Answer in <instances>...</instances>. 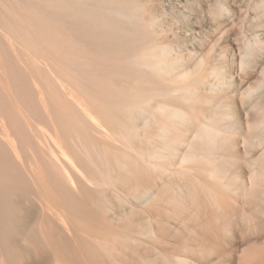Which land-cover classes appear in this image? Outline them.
<instances>
[{
  "label": "bare ground",
  "instance_id": "bare-ground-1",
  "mask_svg": "<svg viewBox=\"0 0 264 264\" xmlns=\"http://www.w3.org/2000/svg\"><path fill=\"white\" fill-rule=\"evenodd\" d=\"M14 1L17 2V0H14ZM161 1H163V0H161ZM170 1H168V2L170 3ZM196 1L197 0H195V2ZM214 1L213 2H212V0L210 1V3H213V5H212L213 8L211 6H210L211 9H209L207 7L209 9V14H207V15L210 16L209 19L212 20L213 26L215 24L217 26V30L221 31L220 33L217 30L215 31V33L216 32L219 33V35L216 37L217 40L210 39L208 37V34L206 36V38L207 37L208 38L207 39L204 38V39H206V41L203 39V43L201 42L202 40H199L200 43H198L197 41L190 38L191 40L196 42V44H194V42H192L196 47L202 46V48H203V46H204L203 49L207 48L205 50V52H203V55L198 53V52H200V51H198L200 48L198 49V47H197V49H198L197 50L196 47L193 46V44L189 43L191 41V40L188 41L189 39L187 40V38L189 36L187 38L184 37L187 32H185V34H183V35L182 34L179 35L178 33L173 34V30H172L173 28L172 29L168 28L169 27L168 25H170L172 23L178 24V22H184L187 19L189 20L188 17H191L192 15H194L193 14V13H195L194 10H197V9L195 8L191 12H188L187 9H192L191 7H188V6H186V10H184V11L182 10L183 12H178V13H177V11L172 12V11H174V9H176V8H174L169 13L168 12L169 9L168 10H165V9L160 10L159 7L156 8L157 6L153 5V0H19V4L22 6L19 9H22L23 11L27 12V14L30 17V18L27 17V19L29 18L30 21L27 20V21H29V23H28L29 27H27V26H25V23H27V22L24 23L22 20L23 19L22 17H19L17 14L14 15V16H18L20 18V20H22V21H20V24H19V22H17V19L13 18L19 24V27H21L19 30H22V25H23V27L25 26L27 29V31H25L26 29L24 30L25 32L23 30L20 31L21 35L23 33L24 34L26 33L25 35L24 34L23 35H24V37H26V35L28 37V38L26 37L27 39H23L24 37H22L23 36L22 35L21 36L22 38H21L20 36H18V35H20V32H19L18 35L16 34V37H18L17 40H16V37L14 35L15 33H13V34L11 33L13 31V30H11V28H13V26H10L9 23H12L13 25H14V23L12 21L10 22L9 20H12V19L6 20L3 17L5 19L4 20L2 18L3 21L8 23L6 25L4 23L5 29L8 28V30H6V32H5V30L2 31V32H4V33H2V35L4 36V40L6 41V44H7V46L6 45L5 46L9 47L10 50H12V47H15L16 49H18V47H19V49L17 50L19 54L11 51L12 54L13 53L14 54L9 56L11 53L8 51L9 55H7V58H6V54L4 57L2 55L1 50H0V263H2V261L4 262L6 254L9 253L11 250L10 249L11 246L9 245L10 244L9 239L7 238V235H6L4 228H3L4 224L6 223L7 218L10 217L9 213H11V211L9 212V206H8L9 201H10V195L8 192H9V189L11 187H17L19 189H23L27 186L28 189L31 188L32 190H34V192L35 191L41 192V191L46 190L47 192L52 193V195H51V193L50 194L47 193L48 196L46 197V200H47V203L50 204L51 210L48 208L44 209L45 214L43 217L47 221V223L44 224L42 237H40L41 236L40 235L39 237H37V239L42 240L43 243L46 245V247H48L51 250V252L52 251L54 252L51 254L47 253V250H48V248H47V250L45 251V254H47V258L49 255L53 256V254L57 253V257H56V255L53 256L54 258L56 257L55 258L56 261H55V259H51V260H54V262H56V264H66L65 263L66 261L64 262V259H62V258L66 259V257H64V255H62V253H63L62 250L64 248L63 244H66L71 250V247L69 245L71 243L76 242V244H71V245H73L71 251H73V254H75L74 256H76L74 258V260L77 261V258H79L80 264L81 263L85 264L84 260H86V259H83V258L88 256L87 255V254H89L88 250L91 248L92 244L95 243V241H93V236L91 235V233L89 234L88 232L91 230V228H93L94 233L92 232V234H95V233L97 234V232H96L97 230L103 229V228H101V226H102L101 220L96 219L97 222L99 221L101 223V224H99L101 226H98L99 227L98 228L97 227L98 223H96V222L94 223V220L91 219L93 217L92 215H94V213L91 209V206H92L91 203L93 201L91 198L94 196V194L92 193L93 188H92L91 183L89 184L88 188L92 189V190L90 189V193L93 195L90 194L91 197H88L87 196L88 193L87 194L84 193V191H85L84 189H86L85 187H87L86 182L88 180H93L94 182H96L95 180L97 179V182L103 181V183H104V181H105V183L107 181V185H109L108 188L112 187V184L114 187L115 183L117 182L116 180L114 182V178L116 179L118 177L116 175L117 170L115 173V169L118 168V172H119L118 175H121L120 173H122V172L124 173V171L126 170L125 173L128 172V175L130 174L129 177H132V179H133V174H134V177L137 176L136 179L139 180L138 177H140V179L144 181V182L142 181L143 182L142 183L139 180L138 181L139 183H137V184L135 182L133 183L132 181L135 179L132 180L128 176H125L126 174L122 173L121 177L125 176L126 179L129 178L130 180L129 179L128 180L131 181L130 183L135 184V186H137L138 184L140 185V182H141L140 186H137L134 188L131 187V184L128 185L129 181L128 182L126 181L124 183L125 184L124 187H126V189H124V190L125 191L129 190V194L127 193L128 196H127V194H125V195L123 194L124 196H127V197L123 196V199L126 198V199H128V201H130L131 197L136 199V196L141 198V199L137 198L139 200L146 199L147 201H149V200H153L154 197H156L158 194H159V196H157V197H159L158 198L159 200H157V197H156V200L160 201L163 198V196H160L163 193L162 191H164V190H162V189H164L163 186L165 187L166 184H167V191L168 192H166V191L165 192L167 193V195H170V197L168 196V199L171 198L174 194L176 197L177 193L184 194V192H186V190L189 191V194H187L188 192H186V194H185V195H187L186 197L188 198L189 195L191 197V195L193 194V192L192 193L190 192L191 189L193 188V187L191 188V185L194 182H196V184L194 183L193 186L194 185H200V184H197L198 180L196 179L197 181L196 180L192 181L193 179L190 178V176H188L190 173L187 175L185 174V177L188 176L192 182L191 183L189 179L187 180L186 179L187 177H186L185 180H187V182L189 181L191 184L189 186L187 185V187H185L187 184L185 182V180H184L185 184H184V182H182L183 184L178 182L179 179H180L179 181H183L184 176H181V175H182V173H185V172H183V171L182 172L181 171L176 172L175 171V172L170 173V172H168V170H170V169L167 168L168 169L167 170V169H164L163 167L164 166H166V167L170 166L171 167L172 166L171 160L173 158H175V159L178 158L179 160H177V161L181 162V164H183V167L185 165V168L187 167L188 169H190V168L192 169L194 167H195L194 169H196V167L200 166L199 164H206L207 167L209 165V167L211 168V166L215 167L217 165L216 163L218 161H223V162L234 161V159H232L231 157H227L224 154H221L220 151L223 148V146L227 143V141L230 140L229 139L230 135L227 132L236 131V128L238 127V126H236L237 123L240 124L242 122V121L240 122L239 119L242 115V114L240 115V113L243 112L244 110L246 113L245 112H243V113H245L249 116H251V114L254 113L253 117L255 119L253 120V123H251V121H248V119L250 117L246 120H247L248 124L249 123L251 124L252 127L249 125L250 128H252V130H256V132L258 131V133H259L258 144H256V143L254 144L253 141H252V143L247 142V141L246 142H247V144L249 143L248 144L249 146L250 145L251 146H255V145L257 146L258 145L263 150L262 154L260 155L259 158L252 159L249 162V164H251L252 168H253V169H251V170H253L252 171L253 175L250 176L251 177L250 179L253 182V184H252L253 186H254V183H257V182H255V180L261 181L263 179V182H264V66L262 63L264 60V0H257V1L254 0V1H252V3L254 2V5L251 4V6L252 5L253 6L252 7L250 6V8L253 9V12L255 11L254 13L256 14V17L258 19H260V21H258V23L256 22L257 20L255 19L256 20L255 22L257 23V24L255 23L256 25L253 24L254 22L252 23L253 25H250V26H252L251 27L252 32L251 31H250L251 33L248 32V30L251 29V28L250 29L248 28L246 32L249 35H246V37L244 39L242 37L244 34L239 36V33L241 31L239 32L237 30V32H239V33L238 34L235 33L236 36L238 35L241 39L244 40V41L239 40V41H242L241 45L239 44L238 41H234V42H238L237 44H239V46L237 44L235 45L236 47L237 46L239 47V48L237 47L239 49L238 62H237V58H236V61L234 62L235 57L237 56L236 54L238 53V50H237L236 54L231 55L232 57L230 56L231 58H233L231 61L233 63V64L231 63L233 65L232 67H233V69L235 68V70H237L235 72H234V70H231V65H230V62H229L227 55H226L227 51L225 52L226 48H223V46L221 44L222 42H224V44L228 43V42H225L228 39H226L225 41H223V40L225 38L224 37L225 36L224 35L225 30L231 28V27L227 28V26L231 23L229 21H232V19H233L232 18L229 21L227 20L229 17V14L231 13L229 10L230 6L225 3L227 0L226 1L216 0V2H214ZM158 2H159V0H158ZM187 2H188V0H187ZM191 2H193V1H191ZM164 3L165 2H159L158 4L164 5ZM207 3H209V2H207ZM214 3L216 4L215 8H214ZM205 4H206V1H205ZM240 4H242V3H240ZM12 5H13V3H12ZM16 5H13V7L15 6L14 9L12 7L13 10H17L15 8L19 7L18 5L16 7ZM203 5H201V6H203ZM239 5H237V6H239ZM8 6L10 9V5H8ZM194 6H192V7H194ZM245 6H247V4ZM197 7H199V6H197ZM239 7H241V6H239ZM183 8L184 7H182V9ZM250 8L248 7V9H250ZM22 10H21V12H22ZM238 10L241 11L240 8ZM245 11L247 13V11H248L247 7H246ZM245 11H241V12H245ZM250 11H251V9H250ZM18 12L21 15V12L20 11H18ZM25 12H24V14H26ZM205 12L207 13L206 9H205ZM237 12H235V13H237ZM201 13L203 14V11ZM206 13H205V15H206ZM248 13H250V12L248 11ZM248 13H247V15H248ZM254 13L252 15H254ZM12 14H13V12H12ZM187 14H188V16H187ZM238 14H240V13H238ZM242 14L239 17H241ZM244 15H243V17H244ZM23 16L25 17L26 15H23ZM168 16L172 17V20H171L172 22L169 21L170 19L168 20ZM230 16H232V15H230ZM236 16H237V14H235V17ZM5 17H6V15H5ZM233 17H234V15H233ZM249 17H251V15ZM19 18H18V20H19ZM253 18H251V19H253ZM195 19H196V17H195ZM225 19L229 22V24L225 23L226 21L224 22ZM241 19L242 18H240V20L239 19L238 20L241 22ZM243 19H245V17ZM243 19H242V22H243ZM198 20H199V18H198ZM238 20H236L238 22L236 24V26H233L235 24L232 25L233 29H234V27L238 29V27H237V26H239ZM248 20H247V22H248ZM206 21H207V18H206ZM223 23L228 24V25H226L224 27ZM232 23H233V21H232ZM234 23H236V22L234 21ZM248 23L247 24L245 23L246 26L244 25L245 26L244 28H247ZM249 24H251V23H249ZM7 25H8V27H7ZM2 26L3 25H1V28H2ZM17 26L18 25H16V27ZM16 27L14 25V28H15L14 30H16V29L18 30V28H16ZM240 27H241V25H240ZM244 28L242 27V29H244ZM176 29H178V28H176ZM223 29H225V30H223ZM214 30H215V28H214ZM234 30L233 31L231 30L233 33L229 32L230 36H232L234 34V32H235ZM240 30H241V28H240ZM169 31H170L171 35L170 34L168 35ZM242 31H245V29ZM7 33H9V34L7 35ZM10 33H11V37H10ZM208 33H210V32H208ZM192 34H193V32H192ZM213 34H214V32H213ZM189 35L191 36V34H189ZM171 36L174 39H171ZM201 36H202L201 38H203V35H201ZM239 37H237V38H239ZM212 38H214V36ZM227 38H229V36ZM232 39L234 40V38H232ZM163 40H166V41L168 40L167 44ZM196 40H198V39L196 38ZM231 41H229L230 44H231ZM234 42L232 41V44ZM227 45H229V44H227ZM189 46L194 47L193 48V50L195 51L194 53H192L193 51L191 52L189 50ZM232 48H230V49H232ZM230 51H228V54L230 53ZM231 52L235 53V51H231ZM233 56H235V57H233ZM9 57H11V59L12 58L13 59L8 61L7 59ZM253 72L257 73L256 75L259 76V80L258 79H257L258 81L254 80L255 82L257 81V85L252 86V87L250 86V89L249 90L247 89L248 90L247 92H243L244 90H242V92L240 91V93H242L241 94L242 107L241 106L240 107L243 108L240 112L241 108L237 107L238 106L237 104H236L237 106H235V100L234 99H237V98L232 97V95L234 94V91H235L232 87L234 86V81L237 80V79L234 80L235 79L234 75L237 73L239 75V77H241V79L245 80L244 81V83H245L246 78L250 75V73H253ZM249 77L247 78L248 80H249ZM238 79H240V78H238ZM241 84H242V82H241ZM238 85H239V83H238ZM250 85H251V83H250ZM252 85H254V84H252ZM247 88H248V86H247ZM237 90H239V89H237ZM238 99H239V97H238ZM207 102H209V103L211 102L212 104H214V106H212V107H214V111L212 112L213 117L209 116V114H210L209 113L208 114L209 117L206 118V116H204V113L202 112L204 110L203 107L205 106L203 104H205ZM208 107H209V105H208ZM236 107L239 108V111L236 110ZM38 118H42V120H43L42 122L44 123V125H43V123H41V125H39V123L37 121H40L41 119L37 120ZM201 118H203V119L201 120ZM139 120L144 121L145 128L142 127V125H144V124H142L141 127H139V124H138ZM221 121H224V123H221ZM42 125L44 127L45 126L47 127V129H48L47 131L50 132L48 134H50V135L47 134L48 135L47 136L45 134V132L43 130L44 127ZM225 125H226V127H225ZM125 127L131 132L130 133L126 129L125 132L127 133V131H128V133H127L128 136H127V134H124L125 133L124 132ZM65 128H66V130H65ZM139 129H141V131ZM62 130L65 133L68 132L67 133L68 136L65 135L67 138H65L64 134L61 132ZM252 130H251V133L254 134ZM143 131L146 133L145 136L141 135V132L143 133ZM147 131H148V133H147ZM60 132L62 133L65 140H67V142L69 141L68 142L69 144H67L65 141L64 142L66 145L63 144L64 142L62 144H60L62 142V141L60 142V138H61V136H60L61 134H59ZM129 133L132 134V137H131L132 139L129 137ZM190 133H191L192 137L190 139H188L187 142H184V140H183L184 137L186 139L185 135L188 136ZM58 136H60V137H58ZM142 136L144 138H141ZM250 137L251 136H249V140L251 139ZM255 137H258V136H256V135L252 136V138H255ZM117 139H119V140H117ZM247 139H248V137H247ZM255 139H257V138H255ZM116 140L120 141V142L122 140L124 145L127 146L126 149H128V146L130 145L129 146V148L131 147L130 152H134V154H137L136 157H135V155L133 157V153L128 154L129 151L127 152V155L130 158L129 164H128V157L123 159L125 156H127L124 153L125 148H120V146L122 145V144L120 145V142L116 143V144H118V145H116L115 144ZM125 140H126V142H128L127 143L128 145L125 144L126 143ZM131 140H132V142H131ZM133 140H136L138 143H141V145H143L144 147L146 146L147 149H145L144 151H146V150L148 151V149H149V151H150L149 152L150 154L148 153L149 158H147L148 156L146 155L147 151L146 152L142 151L144 149V147H142V150H140L141 147H140V149H137L138 145H135V144H138V143L135 142V144H134ZM33 141L35 143H37V145L39 147L32 144L35 147L31 150H37L36 147L39 148L38 150H40V151H38V152L36 151V152L41 155L40 158L44 159L43 162L45 164H43V166H45L44 167L45 170H44V168H43V171L39 170L42 168V166H41V168H39V169L37 168L38 170H36L35 166H37V164L36 165L34 164L33 167H35V168H33L32 170H36V175L33 176V178L30 180L31 182H29L28 181L29 179L24 178L22 176L21 170L23 169V171L27 174L30 172L31 167H29V165L31 164V162H30L31 160L29 161V159L30 158L33 159L31 156H34V155H32V154L30 155L28 153L30 150L29 151L26 150V147H27L28 143L30 145ZM54 142L57 145H55ZM109 143L111 144L110 146L108 145ZM58 145L61 148H59ZM181 147H183L182 148L183 151L179 154L178 152L181 151ZM118 148L122 149L123 152L122 151L120 152V150H117ZM4 149H6L7 152ZM27 149H28V147H27ZM59 149H61L62 155L60 154ZM251 149H252V147H251ZM57 150H58V152H57ZM141 151L144 153V155L141 153ZM255 151H257V149ZM25 152H27L30 156L26 158ZM36 152H34V154ZM39 152H41V153H39ZM27 153H26V155H27ZM38 154H36V155H38ZM121 154H123L122 155L123 158H122ZM42 155H43V157H42ZM129 155H131L132 158ZM138 155H140V156H138ZM145 155L147 157H145ZM137 157H138L139 162L137 161ZM139 159L142 161L140 162ZM160 159L164 160L163 161L164 166H160L161 165V164H159L160 161H158ZM41 160L42 159H40L39 161H41ZM125 160H127V161H125ZM39 161L37 160L36 162L35 161H33V162L37 163ZM86 161H87V164H86ZM130 161H131V163H130ZM248 161H249V159H248ZM248 161H246V162L248 163ZM28 162H30V164ZM88 162H89V164H88ZM164 162H166V163H164ZM115 163H117L116 165L118 167L115 165ZM39 164H38V166H39ZM82 164H83V166H82ZM113 164L115 165V167ZM32 165H33V163H32ZM87 165H90L91 168L94 167L95 169L94 168L93 169L95 171H93V169L91 171V168ZM133 165H134V168H133ZM80 166L84 167L86 170L84 168L83 169L86 172L83 171V169ZM85 166H87V167H85ZM101 166L103 168H101ZM122 167H124L125 170H123L124 168H122ZM73 168H75V169H73ZM100 168L102 170L105 169V172L107 171V174L104 172V170L102 171ZM121 168L123 171L121 170ZM180 168H182V167L180 166ZM185 168H182V169H185ZM187 168L185 170H187ZM87 169L88 170L90 169L91 173L94 174L95 176H93L91 173H88L89 171ZM112 169H113V171H112ZM159 169H161L163 171V173H165V171H167L165 174L170 173L171 175H174L172 177V178L175 177L174 179H176L178 177L177 178L178 180L177 179L176 180L180 184H178V183L177 184L180 186L184 185V186H182V187H184V189L183 188L181 189L179 187V190L175 191L177 193L173 192L174 194L172 193V190H171V193H172V195H171L169 193L170 187H171L170 185H172L173 183L170 182L168 185L169 180L166 183L164 181V179L162 180L163 177L161 178L158 175H157L158 176L157 177L156 174H157V171L158 172L160 171ZM191 169H190V171H191ZM75 170H77L78 172L75 173ZM81 171L85 172L86 174L88 173L89 175L91 174V176H93V178H91V176L87 177ZM110 171H112V172H110ZM80 172H81V174H80ZM94 172H96V173H94ZM191 172H193V171H191ZM52 173H53V176H55V180L57 179L56 181H58V183H56L53 180V178L51 177ZM111 173L114 175H111ZM135 173L137 175H135ZM139 174H140V176H138ZM149 174H151L152 177ZM158 174H161V173H158ZM165 174H162V175L165 177L166 176ZM206 174L208 175V173H206ZM216 174H217V171L215 169H213V170L211 169V171L209 173L210 176H208V177L212 176L215 178L217 176ZM79 175L81 176V181L84 179H86L87 181L84 180V181L80 182V176ZM97 175L99 177H97ZM148 176H149V178H148ZM94 177H95V179H94ZM121 177L119 176L118 178H121ZM153 177H154V179L156 177L158 179H156L154 181ZM212 177H211V179H212ZM101 178H103V180ZM172 178H171V181L173 182L174 179L172 180ZM193 178H195V177H193ZM99 179H101V180H99ZM108 179L110 182L108 181ZM121 179L125 180L123 178H121ZM149 179L151 180L150 182H151V184H153V186L150 184ZM159 179L163 181L162 182L163 184L162 185L160 184L162 187L159 186V181H160ZM167 179H170V177L167 176ZM122 180L120 182V180L118 179L119 182H117V184H116L117 186L115 185V188L117 190H120L119 195L121 194V192H123V189H118L117 187L118 186L120 187L119 184H121V183H122V185H124L123 184L124 181H122ZM147 180H148V182H147ZM157 181H158V184L156 187L155 182H157ZM84 182H85L86 186H84V184L82 186L81 183H84ZM136 182H137V180H136ZM226 182L228 183L229 181L226 180ZM103 183H100V184H103ZM105 183H104L103 188L101 187L102 190H104L107 187V185H105ZM164 183H166V184H164ZM216 183H217V181H216ZM216 183H214V184H216ZM59 184H61L67 191L66 190L64 191L63 190L64 188L59 189L58 186L61 187ZM80 184L82 187L80 186ZM257 184L259 185V182ZM257 184H255V185H257ZM176 185H174V187ZM217 185H218V183H217ZM226 185L227 184H225V187H222V188L225 189L228 186V185L227 186ZM230 185L231 184H229V186ZM158 186L160 188H158ZM229 186H228V188H229ZM80 187L84 188V189L81 190ZM155 187L159 190V192L161 189L162 193L160 192L161 193L160 194L158 192V190L155 189ZM168 187H169V189H168ZM194 187H196V186H194ZM197 187L200 190V187H202V186L200 185ZM214 187H215V185H214ZM6 188H7V190H6ZM112 188H110V189L106 188V190H109L112 193L114 191V189H112ZM198 188H195V189H198ZM165 189H166V187H165ZM175 189L173 188V190H175ZM252 189H254V188H252ZM106 190L102 191L103 193H105L104 194L105 196L101 195L106 199V201H105L106 205H103V206H107L106 207L107 209H109V208L111 209L114 206L111 207V205H110V207H108V204H110L108 202V199L109 200L112 199V196H111L112 194L110 195L111 199L110 198L107 199L106 197H109V196H106V194H108L110 192L109 191L107 192ZM131 190L132 191L136 190V191L133 192V194L132 193L130 194V192H132ZM62 191L64 193L65 192L69 193L68 197L64 196ZM215 191H216V189H215ZM222 191H224V190H222ZM254 191H256V190H254ZM102 192L99 191V193L103 194ZM165 192H164V195L166 197L165 196L164 197L166 199L164 198V200H162V202L163 201L169 202ZM194 192H195L194 195L196 197V191H194ZM211 192L213 193V191H211ZM81 193L85 194L86 195L85 197L89 198V200L86 198L87 202L84 199L85 197L83 196V194H82V196L84 198L83 197L82 198L84 199V202H83V200H80V198L78 196H80ZM116 193H118V192L116 191ZM123 193H126V192H123ZM216 193H218V192H216ZM17 194H19V193H17ZM198 194H199V192H198ZM198 194H197V197H199ZM65 195H67V194H65ZM98 195H99V197H101L100 194H98ZM98 195L96 197H98ZM114 195H115L114 196L115 198L114 197L113 198L118 200L117 202H119V200H123L121 195L120 196L117 194H114ZM116 195H117V198H116ZM99 197L95 198V196H94L93 198L96 201V199H99ZM160 197H162V198L160 199ZM180 197H182V196L180 195ZM192 197H193V195H192ZM195 197H193V198L196 199ZM104 198H102V199H104ZM210 198L212 200L213 199L215 200V196H213L212 194L210 195ZM68 199H70L71 202ZM102 199H100V200H102ZM178 199L181 200L182 198H178ZM178 199L175 198L174 200L172 199L171 201L174 202L175 200L177 201ZM188 199L190 200V198H188ZM209 199H207V200H209ZM125 200L123 201L125 204H123L122 201H120L119 205L121 203H122V205H127L126 208L129 206L130 210L128 208H127L128 210L127 209L124 210L125 212H127L126 214L121 210L122 214L124 213L123 215H126L124 217L121 216V218H123L122 221L124 219L127 220V218L129 217L128 219L131 221H129V220L128 221L131 224V222H133L132 219H134V216H135L134 224H136L137 222H139V219L136 216L141 215L143 212L141 214L138 213L139 211L135 208L134 209L131 208L132 206L127 201L125 202ZM131 200H133V204L136 207L137 205L134 203L135 200L134 199H131ZM89 201H90V204H88V205L89 206L91 205L90 208H89V206H87V203H89ZM222 201H223V198L221 199V202ZM79 202H80V204H79ZM101 202H103V201H101ZM117 202L115 204H118ZM188 202H186V204ZM218 202L219 201L216 202L217 205H218ZM223 202L225 204V201H223ZM67 203H69V204L71 203V204L69 205ZM82 203L83 204L85 203L88 212H89V209H91L90 213L91 214L93 213V214L92 215L89 214V217L91 215L90 220L93 221V224H96L95 227L98 228L97 230L95 227H93L94 225L91 223V221L87 219L88 217L85 218L84 215H86L88 212L85 211V214H82V211L86 210V208H84L85 206H83L84 209L81 208L83 205ZM112 203H114V202H112ZM157 203L160 204L159 202H157ZM183 203L184 202H182V204ZM131 204H132V202H131ZM178 204H180L179 200H178ZM93 205H94V203H93ZM112 205H114V204H112ZM138 205H140V204H138ZM170 205H172V203H170ZM24 207H20V209H18V212L20 213L19 214L20 217L18 219L24 225L25 224L29 225L30 220H32L33 219L32 217L35 215L34 214L35 208H33V206L30 208H26V207L24 208ZM43 207H44V205H43ZM93 207L94 206H92V208ZM120 207L122 209L121 205H120ZM123 207L125 208V206H123ZM166 207H168V206H166ZM218 207H220V204L218 205ZM259 207L264 208L261 205ZM15 208H17V207H15ZM37 208H39V206H37L36 209ZM95 208H97V207L93 208L94 211H96ZM101 208H103V207H101ZM106 208H105V210L107 211ZM114 208H116V207H114ZM114 208H113V212H114V210H115V212H117V210ZM117 208H118V206H117ZM186 208H185V210H186ZM160 209H162L164 211L163 208H160ZM195 209H197V208H195ZM221 209L222 208L220 207V209H219L220 212H222ZM133 210L134 211L137 210L138 212L137 211H135V212L138 214H134ZM166 210L168 211V209H166ZM179 210H177V211L180 212ZM74 211L76 213H74ZM129 211H131L133 213V214L131 213L130 216L128 215L130 213ZM98 212H99V210H98ZM98 212L96 211L95 214H98ZM263 212H264V210H263ZM111 213H109V214H111ZM167 213L170 214L169 211ZM99 214H101V213H99ZM94 216H95V218L99 217L98 215H97V217H96V215H94ZM117 216H119V215H117ZM175 216H174V218H175ZM191 216H192V214H191ZM115 217H116V215H115ZM145 217H147V216H145ZM145 217L143 218L144 221H142V222H145ZM30 218H32V219H30ZM121 218L118 219L120 222H121ZM149 218H150L149 216L146 218L147 222H145L144 224L142 223L141 225H139L141 222H139V224H138V227H140V226L142 227L144 225L143 226L144 228H142V230L146 229V231H145L146 235H147V233L149 234L150 231L153 234L157 230L156 228H154L156 230H153L152 226L154 224L151 223V221H148ZM172 218H173V216H172ZM16 219H17V217H16ZM28 220H29V222H28ZM65 220H66V222H67V220L70 222H73V223L75 222L78 225L75 227V224L72 223L74 225V226L73 225L72 226L75 228L74 229L75 232H74L73 229L71 228L72 227L71 223L67 222V225L70 224L68 227H70L72 229V230H70V232L72 231L71 235L73 236V238L69 233L68 234L70 237L66 236V232H69V230H67V228L65 226L66 224H64ZM151 220L154 221L152 219V217H151ZM55 221H56V223L59 224V226L61 228L60 229L56 225V227L61 230L59 232L55 230V226L53 227V223ZM89 221H90V223H89ZM59 222L61 223V225L63 222V225H64L63 227L67 231L60 225ZM127 222H126V224H127ZM105 223H107V222H105ZM147 223H148V225H147ZM207 223H209V221ZM249 223H250V221H249ZM89 224H92L93 226H89ZM134 224L132 223V225H133L132 227L135 228L136 225H134ZM145 224H146L147 228H145ZM164 224H165L164 226H166V223H164ZM195 224H197V223H195ZM212 224H213V222H212ZM54 225H55V223H54ZM128 225H127V227H128ZM202 225H205V224H202ZM159 226H160V230L163 229L162 231H165L163 225L162 226L159 225ZM205 226H201L202 229L204 227V230H205L206 229ZM106 227H107V225H106ZM62 228H63V230H62ZM131 228H129V229L131 230ZM194 228H198L197 225ZM109 229H111V228H109ZM137 229L139 230V228H137ZM147 229H149V230L147 231ZM158 229H159V227H158ZM167 229L168 228L166 227V231H168ZM202 229H200V231H202ZM127 230H128V228H127ZM207 230H208V228H207ZM134 231L138 232L136 229ZM159 231L157 230V233ZM166 231H165V233H166ZM99 232H98V234H99ZM108 232H110V231L108 230ZM176 232L178 233V231H176ZM195 232L193 231L192 234ZM218 232H219V230H218ZM40 233H38V235ZM87 233L90 236H87L88 235ZM130 233H131V237H132L133 234H132V232H130ZM140 233H141V229H140ZM160 233H162V232L160 231ZM203 233H205V232H203ZM116 234H118V232ZM116 234H114V235L111 234V236L112 235L115 236ZM122 234H124V233H122ZM127 234L130 235L129 233H127ZM195 234H193V235L197 236V233H195ZM142 235H144V234H142ZM153 235H155V237L157 236L156 234H153ZM96 236L98 237V235H96ZM96 236L94 235V237H96ZM99 236L102 239L103 236L101 237V232H100ZM105 236L108 237L107 235H105ZM124 236H126V233ZM124 236L117 238V237H119L117 235V237H115L116 241H117V239H120V241H121V239ZM167 236H169V235H167ZM195 236H193V237H195ZM210 236H213V235H210ZM65 237L67 239L72 238V239L68 240V241L71 240L72 242L69 243L67 241V239H66V241H67L66 242ZM83 237H89V239H91V240H89L87 238L89 240L88 241V240L84 239ZM104 237H103V239H104ZM128 237L127 238L124 237L123 238L124 240L123 239L122 240L125 242L128 241L127 243H130V241H131V244L133 245L132 240L134 238L130 237L132 239L131 240ZM100 238H99V240H97V238H94V240H96V243L97 242L98 243L97 244L95 243L94 244L95 246L93 245V248H94L93 251L90 250L91 256L94 257V258L92 257V260L97 258L96 261H98L97 255H98V252H99L98 249L100 246H98V249H97V245H101V246L104 245L103 243H101L102 240H100ZM108 238H106V239H108ZM110 238L112 239V237H110ZM198 239H199V236H198ZM40 240H38V241H40ZM73 240H75V241L73 242ZM113 240H115V239H113ZM64 241H65V243H64ZM90 241H91V243H92V241L94 243H92L90 246H87V247H89V248H87L86 245L90 244ZM120 241H119V243L112 241L115 245L112 242H110V243H112L110 248H107V247H109L107 245L103 246L104 250L107 248V250L110 251L108 253H110L111 255H108V256H110V257L112 256L114 262L118 258L117 257L118 254L121 253L120 249H119L120 253L116 250V248H119L118 245H116V244H120ZM134 241H136V239ZM193 241H195L194 243H196L195 239ZM80 242L82 243L84 248H81V247L79 248L77 246L78 244H81ZM102 242H105V241H102ZM108 242L109 241L107 240V242H105V244H107ZM198 242H199V240H198ZM198 242H197V247L191 246V247H188V249L193 250L194 248H198L199 246H201L199 244H201L202 242H199V244H198ZM61 243H63V244H61ZM68 243H69V245H68ZM110 243H108V245ZM121 243L125 244L122 241H121ZM134 243L137 244L138 242L137 243L134 242ZM213 243H216V241ZM26 244H27V242H26ZM59 244L62 246H58ZM131 244H129V246H131ZM135 244H134V247H135ZM209 244H210V242H209ZM33 245H35V244H33ZM42 246L43 245H40V247H42ZM185 246L187 247V244ZM194 246H196V245H194ZM58 247L60 249L62 248L61 252H59L60 249L58 250ZM85 247L87 250L85 249ZM120 247H122V246H120ZM32 248H30L31 251L34 250ZM95 248L97 249L96 251H94ZM138 248H140V247H138ZM146 248H147V246H146ZM211 248L212 247H210V249ZM81 249H83V251L86 250L85 252L88 251V253L85 254L86 256H83V253H85V252H83L82 254L80 253V251L82 252ZM124 249H126V248H123V250ZM133 249L134 248H132V250ZM201 249L203 250V248H201ZM210 249H209V251H210ZM41 250L40 251L39 250L34 251L35 253H37V255L36 254L35 255H36V259H37L38 263H39L38 258L42 259V262L44 259H47L45 254H43L41 252ZM147 250H146V252H147ZM67 251H68V249H67ZM128 251L129 250L127 248L126 252H128ZM130 251H131V249H130ZM134 251H136V250L134 249ZM193 251H191V252H193ZM218 251H219V249H218ZM95 252H97V254H95L96 258L94 256V254H92ZM103 252H104L103 250H100L99 255H98V256H100L99 258H101V256H103V255H100V253L102 254ZM116 252H118V253H116ZM211 252H213V251H211ZM59 253H61V255ZM105 253H106V251L103 254L105 255ZM198 253H200L199 250H198ZM221 253H222V251H221ZM69 254H70V251H68V255ZM116 254H117V256H116ZM126 254H130V253H126ZM200 254H202V253H200ZM253 254H255V253H253ZM257 254H259V253H257ZM159 255L161 258H159ZM162 255L163 254H158V257L155 258L156 261H157V259H159L157 261V262H160L159 264H161V263L164 264L165 261L162 262L161 259L166 260V258H164V257H168L167 254L163 255L164 257H162ZM208 255H210V254H208ZM212 255H213V253H212ZM72 256L73 255L71 253V255H69V257H71V258L67 257L68 260L70 259L69 260L70 262L72 260ZM122 256H123V254H122ZM89 257H87L88 258L87 262L88 263L90 262L89 264H92L93 261ZM148 257H147V259H148ZM178 257L179 256H177V258ZM251 257L253 258V256H251ZM114 258H116V259H114ZM136 258L137 257L135 256V259ZM82 259L84 262H81ZM138 259H139V257H138ZM149 259L147 261L144 258V260L146 262L143 259L142 260L144 261V264H149V263L158 264L156 261H154V259H152V257H151L152 261L150 259V262H149ZM182 259L183 258L181 257L179 260L178 259L177 260H178V262L180 261L179 263L184 261L183 264L185 262H187V260H185V259L182 260ZM249 259H251V258H249ZM47 260H49V259H47ZM118 260H119V258H118ZM118 260H116V261L118 262ZM168 260H169L170 264L173 263V261H170L171 259H168ZM30 261H32V260H30ZM69 261H67V262L69 263ZM96 261L94 260V262H96ZM131 261L133 262V260H131ZM139 261H141V260H139ZM34 262H36V261L33 260V263ZM78 262L79 261H77L76 263H78ZM98 262L100 263V260ZM134 262H133V264L136 263V262L135 263ZM153 262H155V263H153ZM169 262H166V264ZM245 262H246V260H245ZM258 263H256V264H258ZM29 264H32V262H30ZM46 264H47V262H46ZM74 264H75V262H74ZM94 264H96V263H94ZM116 264H119V263H116ZM120 264H123V262L121 261Z\"/></svg>",
  "mask_w": 264,
  "mask_h": 264
},
{
  "label": "rangeland",
  "instance_id": "rangeland-1",
  "mask_svg": "<svg viewBox=\"0 0 264 264\" xmlns=\"http://www.w3.org/2000/svg\"><path fill=\"white\" fill-rule=\"evenodd\" d=\"M8 1V2H7ZM14 0H0V50H1V52H2V55L5 57V54H6V58H7V55H9V53H8V51L11 53L9 56H11V55H13L14 53H18V49H19V47H18V49H16L15 47H12V50H10L9 49V47H6L7 46V44H6V41L4 40V36L2 35V33H4V32H2V31H4L5 30V32H6V30H8V25H7V29H5V26H4V23H5V25L6 24H8V23H6L5 21H3L2 20V18L4 17L6 20H8V19H12V20H9L10 22L12 21L13 23H14V25H15V27H16V25H18L16 28H18V30L21 28V27H19V24H20V21H22L23 20V22L25 23V22H27V23H25V26H27V27H29V21H30V17H29V15L27 14V12H25V11H23L22 9H19L20 7H22L20 4H19V0H17V2L16 1H14ZM167 1V2H166ZM168 1H170V0H163V1H161V0H159V2H165L164 3V5L163 4H158L159 2H158V0H153V5L154 6H157L156 8H158L159 7V9L161 10V9H165V10H168V12L170 13L174 8H176V9H174V11H172V12H176L177 11V13L178 12H183L184 10H186V6H188V7H191L192 9H187V11L188 12H191L192 10H194L195 8L197 9V10H194V12L195 13H193L194 15H192L191 17H188L189 18V20L187 19L186 21H184V22H178V24L176 23H172V24H170V25H168L169 27L168 28H170V29H172L173 30V34L174 33H178L179 35L180 34H185V32H187L186 34H185V38H187L188 36V38H187V40L188 41H190L191 39H193V40H195V41H197L198 43H200V41L199 40H202L201 42L203 43V39L204 38H206V36H207V34H208V37L210 38V39H215V40H217V36L219 35V33L221 32V31H219V30H217V26L214 24V26H213V22H212V20L211 19H209L210 18V16L209 15H207V14H209V9H211V7H212V5H213V3H210V1L211 0H197L196 2H195V0H188V2H187V0H171L170 1V3L168 2ZM191 1H193V2H191ZM203 1V2H202ZM205 1H206V4H205ZM214 0H212V2H213ZM224 1H226V0H224ZM249 1V2H248ZM252 1H254V0H227L225 3L227 4V5H229L230 7H229V10H230V14H229V17H228V21L230 20V19H232V21H233V23H232V21H229V22H231L230 24H229V22L225 19L224 20V22L225 23H228V24H225V23H223V26L225 27L226 25H228L227 26V28H230V29H223V30H225V32H224V40L223 41H225L226 39H228V40H226L225 42H228V43H225L224 44V42H222L221 44H222V46H223V48H226L225 49V52L227 51V58H228V60H229V62H230V65H231V70H234V72L235 71H237V70H235V68L233 69V63L231 62L232 61V59L233 58H231L232 56L231 55H233V54H236L237 53V50H238V53L235 55V56H233V57H235V60H234V62L236 61V58H237V62H238V57H239V44L241 45V43H242V41H244L243 39L246 37V35H249L246 31H247V29L249 28H251L252 26H250V25H256L257 23H258V21H260V19H258L257 17H256V14L253 12V9L252 8H250V6H251V4H253L254 5V2L252 3ZM257 1V0H256ZM7 2V3H6ZM11 2V3H10ZM158 2V3H157ZM173 2V3H172ZM175 2V3H174ZM181 2V3H180ZM207 2H209V3H207ZM214 2H216V0L214 1ZM12 3H13V5H18L19 7L18 8H15V9H17V10H13L14 9V7H13V5H12ZM15 3V4H14ZM155 3V4H154ZM157 3V4H156ZM198 5H197V4ZM200 3V4H199ZM202 3V4H201ZM240 3H242V4H240ZM245 3V4H244ZM166 4V5H165ZM176 4V5H175ZM204 4V5H203ZM209 4V5H208ZM240 4V5H239ZM247 4V6H245ZM8 5H10V9H9V6ZM12 5V6H11ZM17 5H16V7H17ZM195 5V6H194ZM201 5H203V6H201ZM206 5V6H205ZM237 5H239V6H241V7H239V6H237ZM249 5V6H248ZM252 5V6H253ZM192 6H194V7H192ZM197 6H199V7H197ZM211 6V7H210ZM215 6H216V4L214 3V8H215ZM251 6V7H252ZM12 7H13V9H12ZM166 7V8H165ZM169 7V8H168ZM172 7V8H171ZM179 7V8H178ZM182 7H184L183 9H182ZM209 9H208V8ZM238 7V8H237ZM246 7H247V10L251 13H248V11H247V13H248V15H247V13H246V11H245V9H246ZM248 7L251 9V11H250V9H248ZM171 8V9H170ZM213 8V7H212ZM240 8V10L241 11H245V12H241V11H239L238 9ZM242 8V9H241ZM205 9H206V11H207V13L205 12ZM10 10V11H9ZM21 10H22V12H21ZM183 10V11H182ZM202 12L203 11V14L200 12V11ZM18 11H20L21 12V15L23 14V15H26L25 17L22 15H20V13L18 12ZM234 11V12H233ZM238 11V12H237ZM12 12H13V14H12ZM24 12L26 13V14H24ZM235 12H237V13H235ZM205 13H206V15H205ZM233 13V14H232ZM237 14V16L235 17V14ZM238 13H240V14H238ZM243 13V14H242ZM254 13V15H252ZM18 15L19 17H22L21 19L22 20H20V18L18 17V16H14V15ZM189 14V13H188ZM188 14H187V16H188ZM200 14V15H199ZM242 14V16L241 17H239L240 15ZM245 14V15H244ZM251 15V17H249L250 15ZM5 15H6V17H5ZM203 17H202V16ZM206 17H205V16ZM230 15H232V16H230ZM233 15H234V17H233ZM243 15H244V17H245V19H243L244 17H243ZM12 18H11V17ZM14 16V17H13ZM194 16V17H193ZM209 16V17H208ZM247 16V17H246ZM254 18H253V17ZM27 17H29L28 19H27ZM195 17H196V19H195ZM256 17V18H255ZM3 18V19H4ZM17 19V22H19V24L14 20V19ZM18 18H19V20H18ZM25 18V19H24ZM194 18V19H193ZM198 18H199V20H198ZM206 18H207V21H206ZM240 18H242L243 19V22H242V19H241V22L239 21L240 20ZM250 18H253V19H248ZM4 19V20H5ZM170 19V20H169ZM238 20L239 21V26H237L238 27V29L237 28H235L234 27V29H233V26H236V24L238 23L236 20ZM257 21H256V20ZM25 20V21H24ZM27 20H29V21H27ZM168 20L170 21V22H172L171 20H172V17L171 16H168ZM247 20H248V22L249 23H251V24H249L248 22H247ZM254 20V21H253ZM234 21L236 22V23H234ZM257 23H256V22ZM8 22V21H7ZM191 22V23H190ZM254 22V23H253ZM3 23V24H2ZM212 23V24H211ZM248 23V26H247V28H244L245 26H246V24ZM253 23V24H252ZM256 23V24H255ZM10 24V26H13V28H11L10 26V28H11V30H13L11 33L13 34V33H15L14 35H15V37H16V34L18 35L19 34V32L20 31H24L25 29H26V27L24 28L23 27V25H22V30H14L15 28H14V25L12 24V23H9ZM12 24V25H11ZM233 24H235V25H233ZM1 25H3L2 26V28H1ZM172 25V26H171ZM231 25V26H230ZM233 25V26H232ZM240 25H241V27H240ZM245 25V26H244ZM242 27L245 29V31H242V30H244V29H242ZM167 28V29H168ZM176 28H178V29H176ZM214 28H215V30H214ZM240 28H241V30H240ZM213 29V30H212ZM190 30V31H189ZM219 31V33L218 32H216L215 33V31ZM229 30V31H228ZM234 30L235 32H234V36L232 35V36H230V33H233L232 31ZM237 30L240 32H237ZM252 30V28L250 29V30H248V32H250ZM17 31V32H16ZM25 31H27V29L25 30ZM24 31V32H25ZM177 31V32H176ZM191 32V33H190ZM192 32H193V34H192ZM206 32V33H205ZM208 32H210V33H208ZM213 32H214V34H213ZM230 32V33H229ZM246 32V33H245ZM252 32V31H251ZM250 32V33H251ZM11 33H10V37H11ZM191 34V36L189 35V34ZM204 33V34H203ZM213 35H212V34ZM238 34L239 33V36H241V35H243L242 37H243V39H241L238 35L236 36V34ZM9 33H7V35H8ZM24 34V33H23ZM22 34V35H23ZM26 34V33H25ZM24 34V35H25ZM170 34V31L168 32V35ZM210 34V35H209ZM229 34V35H228ZM21 35V32H20V35H18V36H22ZM24 35L22 36V37H24ZM171 35V34H170ZM201 35H203V38H201L202 36ZM227 35V36H226ZM205 36V37H204ZM211 36V37H210ZM214 36V38H212ZM229 36V38H227ZM236 36V37H235ZM21 37V38H22ZM26 37H27V35H26ZM26 37H24L23 39H27ZM207 37V38H208ZM231 37V38H230ZM237 37H239V38H237ZM191 38V39H190ZM196 38L198 39V40H196ZM206 38V39H207ZM232 38H234V40L232 39ZM18 39V37H16V40ZM170 39V38H169ZM168 39V40H169ZM171 39H174V38H172V36H171ZM170 39V40H171ZM206 39H204L205 41H206ZM236 39V40H235ZM168 40L166 41V40H163L164 42H166V44H167V42H168ZM169 40V41H170ZM193 40H191L189 43H191V44H193L192 42H194V44H196V42L195 41H193ZM234 42V41H238L239 42V44H237L238 42H234L233 44H232V41ZM239 40H242V41H239ZM204 41V42H205ZM229 41H231V44H230V42ZM4 42V43H3ZM17 44V43H16ZM193 44V46H195ZM227 44H229V45H227ZM238 45L237 47L235 46V45ZM6 45V46H5ZM199 45V44H198ZM226 45V46H225ZM4 46V47H3ZM196 47V46H195ZM198 47V46H197ZM197 47H196V49H197ZM232 48V49H230V48ZM193 48L194 47H190L189 46V50L192 52V53H194L195 51L193 50ZM200 48V49H199ZM203 48H204V46H203ZM202 48V46H199L198 47V51H200V52H198L199 54H201V55H203V52H205V50L207 49L206 47V49H203ZM236 49V50H235ZM221 50V49H220ZM235 51V53H232L231 51ZM7 51V52H6ZM14 52L13 54H12V52ZM17 51V52H16ZM228 51H230V53L228 54ZM19 54V53H18ZM229 55V56H228ZM231 56V57H230ZM231 58V59H230ZM13 59V58H12ZM11 59V57H9L7 60L9 61V60H12ZM232 63V64H231ZM263 66H264V60H263ZM237 64V63H236ZM255 73V74H254ZM254 74V75H253ZM257 73L256 72H253V73H250V77L252 78H250L249 76V80L246 78V82L244 83V81L245 80H243V79H241V77H239V75L236 73L235 75H234V80H236V81H234V86L232 87L235 91H234V96L232 95V97H234V98H237V99H234L235 100V106H237V107H242V104H241V94L242 93H240V91L242 92V90H244L243 92H247L249 89H250V86L252 87V86H255V85H257V81L259 80V76L258 75H256ZM253 75V76H252ZM256 76V77H255ZM238 78H240V79H238ZM258 79V80H257ZM249 82H248V81ZM254 80H257L256 82L254 81ZM241 82H242V84H241ZM238 83H239V85H238ZM244 83V84H243ZM249 83V84H248ZM250 83H251V85H250ZM256 83V84H255ZM246 84V85H245ZM248 84V85H247ZM252 84H254V85H252ZM238 85V86H237ZM247 86H248V88H247ZM243 87V88H242ZM29 88V87H28ZM239 89V90H237V89ZM248 89V90H247ZM237 90V91H236ZM238 95V96H237ZM238 97H239V99H238ZM240 100V101H239ZM240 103V104H239ZM207 104V105H206ZM237 104V105H236ZM203 105H205L203 108H204V110L202 111L203 113H204V116H206V118H208L209 116H211V117H213V111H214V107H212V106H214V104H212L211 102L209 103V102H207V103H205V104H203ZM208 105H209V107H208ZM236 107V110L237 111H239V108H237ZM240 107V108H241ZM243 108H241L240 109V112H241V110H242ZM243 112H245V110L243 111ZM243 112H241L240 113V115H241V117H240V124L239 123H237V125L236 126H238L237 128H236V131H230V132H227V133H229V135H230V140H228L227 141V143L223 146V148L221 149V154H224L225 156H227V157H231L232 159H234V161H232V162H223V161H218L216 164V166L215 167H212L211 166V168L209 167V165H208V167H207V165L206 164H199L200 166H198V167H196V169H194V168H190L191 169V171H193V172H191L190 171V169H188L187 167V170H185L186 168H185V165H184V167H183V164H181V162H178L177 160H179L178 158H173L172 160L174 161H172L171 160V167L170 166H168V167H166V166H164L163 165V161L164 160H158V161H160V163L159 164H161L160 166H164L163 168L164 169H170V170H168V172H170V173H172V172H179V171H183V172H185V173H182V175L181 176H184V179H183V181H179L177 178V180H178V182H180L181 184H183L182 182H184V180H185V178L188 180L189 179V177L188 176H190V178H192L193 180L192 181H195L196 179L198 180H196L197 181V184H200L202 187H200V190H199V188L197 187V186H200V185H194V186H196V187H194L193 186V184L195 183L196 184V182H194L192 185H191V188L193 189H191V193L193 192V197H195V192L194 191H196V199H194L193 197H192V195H191V197L193 198H191L190 197V195H189V197L188 198H190V200L192 201H190L186 196L187 195H185L186 194V192H188L187 194H189V191H187L186 190V192H184V194H182V193H177V192H175L176 190H179V187L182 189H184V187H182V186H184V185H178V184H180V183H178L177 182V180L176 179H174V178H172L174 175H171L170 173L169 174H165L167 171H165V173H163V171L161 170V169H159L160 171L158 172L157 171V174H156V176L158 175V176H160L161 178H162V180L164 179V181L167 183V181L169 180V182H168V185H169V183L171 182V183H173L172 185H170L171 187H170V194L172 195V193L174 192V193H177V196L175 197V194L171 197V198H169L168 199V196L170 197V195H167V193L166 192H168L167 191V184L166 183H164V184H166V189H165V187L163 186V188L164 189H162V190H164V191H162L161 192V189H160V192L162 193V195H160V196H163V198L162 197H160V199L162 198V200H164V198L166 197L165 195H164V192H165V194L167 195V199L169 200V202H165V201H163L162 202V200H160V201H157V200H159L158 198L159 197H157V196H159V194L156 196L157 197V200H156V197H154V199L153 200H149V201H147L146 199H144V200H139V199H141V198H139V197H137L135 194V196H136V199L137 198H139V199H135V198H130V201H128V199H126V198H124L123 199V196L125 195V194H129V190H127V191H125L124 189H126V187H124L125 186V182L127 181H129L130 179L129 178H131L132 179V177H129L130 176V174L128 175V172L127 173H125L126 172V170H125V168L124 167H122V168H124L123 170H125L124 171V173L123 174H126L125 176H128L129 178V180L128 179H126L125 178V176H122L121 177V175H122V173H120L121 175H118V168H116L115 169V173H116V170H117V173H116V175L119 177H121V178H123V179H125V180H122L121 178H118L116 175V179L114 178V182H115V180L117 181V182H119L118 181V179L120 180V182H121V180L122 181H124L123 182V184L124 185H122V183L121 184H119L120 185V187L118 186L117 188L118 189H123V192H126V193H123V192H121V196H122V199L123 200H119V202L120 201H122V203L123 204H125L123 201L125 200V202L127 201L131 206V208H135V209H137V210H135V211H137L138 213H142L141 215H138V216H136L138 219H139V222H141L140 224H139V222H137L136 224H134V220H135V216H134V219H132L133 220V222H131V224H130V222L129 221H131V220H129L127 217V220L126 219H124L123 221H122V219L123 218H121V216H126V215H123L124 213L126 214L127 212H125L124 210H126L127 208L130 210V208H129V206L126 208V206L127 205H122V203L120 204L121 206H122V209H121V207H120V205H119V202H117L118 200H116V199H114L115 197V195L114 194H117V195H119V191L120 190H117L116 188H115V185L117 184V182L115 183V185H114V187H113V184H112V187H110V188H112V189H114V191L111 193V191H109V190H106V188L107 189H110V188H108V186L109 185H107V181H106V183H105V181H104V183H105V185H107V187L104 189V190H106L107 192L109 191L110 193H108V194H106V196H109V197H106L107 199L108 198H110L111 196H112V199L111 200H109L108 199V202L110 203V204H108V207H110V205H111V207L112 206H114V207H116V208H114V209H116L117 210V212H115V210H114V212H113V208H109V209H107L106 207L107 206H103V205H106V203H105V201H106V199L103 197V196H105L104 194L105 193H103L102 191H104V190H102V188H103V186H104V183H103V181L101 182H97V179L95 180L96 182H94L93 180H86V179H84L85 181H87L86 183H87V187H85L86 189H84V188H81L82 186H83V184H84V186H86L85 185V182L84 183H81L82 184V186H81V184H80V189L82 190V189H84L83 191H84V193L85 194H87V196L88 197H91V195H93L94 194V196H95V198H98L99 197V195L98 194H100V196L101 195H103V196H101V197H99V199H96V201H95V199L92 197L91 199L93 200H91L92 201V203H91V205L92 206H94V207H97V208H95L96 209V211L98 212V210H99V212H98V214H95V212L96 211H94L93 210V208H92V206H91V209H92V211H93V213H94V215H96V217H97V215L99 216V217H97V218H95V216L94 215H92L91 213H90V210L91 209H89V212H88V210H87V208H86V205H85V203L87 202V199L89 200V198H87V197H85L86 195L85 194H83V193H81L80 194V196H78L79 198H80V200H83V202H84V199L86 200V202L82 205V207L81 208H83V206H85L84 208H86V210H84V211H82V214H85V211H87L88 213V215L86 214V215H84L85 216V218L86 217H88L87 219L88 220H90V218H91V215L95 218H91L92 220H94V223L96 222V223H98V225H97V227L98 226H101V225H99V224H101L102 223V226H101V228H105L104 230L107 232H105L103 229H99V230H97L98 228H96L95 227V225L96 224H93V221H91V223L94 225H92V224H89V226H93V227H95L96 228V232H97V234L95 233V234H92V232L94 231L93 230V228H91V230L88 232L89 234L91 233V235L93 236V241H95V243H96V240H94V238H97V240H99V238H100V232H101V237L103 236H105V235H107L108 237L110 236V237H112V239L109 237H104V239H103V237H102V239L100 238V240H102V241H105V242H107V240L109 241L108 243H110V242H116V243H119V241H120V239H117V241H116V238L115 237H117V235L119 236V237H117V238H120V237H122V236H124L125 235V233H126V236H124L125 238H127L128 236V238H130L131 237V233L130 232H132V237L134 238L133 240H132V243H133V245L131 244V241H130V243H127V242H125V241H123L124 239V237L121 239V241L122 242H124L125 244H123V243H121V241H120V244H116V245H118V247L119 248H116V250L119 252V249H120V254H118V256H117V254H116V256L119 258V260H118V258L116 259V258H114V259H116V260H118V262L115 260V262H114V260H113V257L111 258L110 256H108V255H111L110 253H108V252H110V251H108L107 250V248H110V246H111V244L113 243H110L109 245H108V243L107 244H105V242H102L101 241V243H103L104 245L103 246H105V245H107V246H109V247H107L105 250L103 249V246H101V245H97V249H98V246H100L99 247V249H98V251L100 252V250H103L104 252L106 251V253H105V255L102 253H100V255H103V256H101V258H99L100 256H98L99 255V252H98V255H97V257H98V261L100 260V263L98 262V261H96L97 260V258H96V256H95V254H97V252H95V253H92V254H94V256H95V258L96 259H93L92 260V257L93 256H91V251H93V245L95 244L93 241H92V243H94V244H92L91 243V241H90V244H88V245H86V247L87 246H90L91 244H92V246H91V248L88 250L89 251V254H87L88 256H86L85 254L86 253H88V251L87 252H85L87 249H86V247H85V251H83V249H81L82 250V252L80 251V253L82 254L83 252H85V253H83V256H86V257H84L83 259H86V260H84L85 261V264H89L88 262H87V260H88V258L87 257H89L92 261H93V263L92 264H94V263H96V264H116V263H119L120 264V262L122 261L123 262V264H133V262L135 263V264H144V258L148 261V259L150 258L151 259V257H152V259H154V261H156L155 260V258H157L158 257V254H163V255H168V257H164L163 255H162V257H164V258H166V260H162L161 259V261L163 262V261H165L164 262V264H166V262H169V260L168 259H171L170 261H173V263L175 264H183V262H181V263H179L178 262V260L182 257L183 259H185V260H187V262H185L184 264H256V263H258V264H264V212H263V210H264V208H262V207H259L260 205L261 206H263L264 207V182H263V179L261 180V181H259V180H255V182H259V185L257 184V183H254V186L252 185L253 184V182H252V180L250 179L251 177V175H253V173H252V171L253 170H251V169H253L252 168V165L251 164H249V162H250V160H252V159H257V158H259L260 157V155L262 154V148L260 147V146H249L248 144H247V142H251L252 143V141H253V143L255 144H258V141H259V133H258V131L256 132V130H252V128H250V126H251V124L249 123H247V120L246 119H248L249 117V119H248V121H251V123H253V120L255 119L253 116V114L254 113H252L251 114V116H249V115H247V114H245V113H243ZM207 115H206V114ZM211 115H210V114ZM208 114H209V116H208ZM35 117V116H34ZM203 117V116H202ZM41 119V120H40ZM203 118H201V120H202ZM37 120H40V121H37ZM36 121L39 123V125H41V123H43L42 121V118H38ZM142 120V119H141ZM141 120H139V127H141V125L142 124H144V125H142V127H144L145 128V123H144V121H141ZM141 122V123H140ZM221 123H224V121H221ZM239 124V125H238ZM43 125H44V123H43ZM42 125V126H43ZM126 125V124H125ZM250 125V126H249ZM40 127V126H39ZM44 127V126H43ZM225 127H226V125H225ZM252 127V126H251ZM240 128V129H239ZM46 129V130H45ZM126 127H125V130H124V132L126 131ZM143 129V128H142ZM44 132H45V134L47 135L48 133H50L49 131H47L48 129H47V127L45 126L44 127ZM65 130H66V128H65ZM128 130V129H127ZM140 131H141V129H139ZM235 130V129H234ZM251 130L253 131V133L254 134H252L251 133ZM129 131V130H128ZM128 131H127V133H128ZM255 131V132H254ZM63 134H64V136L65 135H67L68 136V132L67 133H65L63 130L61 131ZM59 133V134H61L60 136H61V138H60V144H62L64 141L67 143V144H69L68 142H67V140H65V138H67L66 136H65V138L63 137V135H62V133ZM130 132V131H129ZM126 132L124 133V134H127ZM131 133V132H130ZM129 133V137L131 138L132 137V134H130ZM144 133V134H143ZM143 133L141 132V135H143V136H145L146 135V133L143 131ZM147 133H148V131H147ZM236 133V134H235ZM258 133V134H257ZM250 134V135H249ZM252 134V135H251ZM48 135H50V134H48ZM47 135V136H48ZM191 135V133L187 136V135H185L186 136V139H185V137H184V142H187L188 141V139H190L191 137H192V135ZM254 135H256V136H258V137H255V138H257V139H255V138H252V136H254ZM60 136H58V137H60ZM127 136H128V134H127ZM141 137V138H144V137ZM249 136H251L250 138V140H249ZM128 137V138H129ZM245 137V138H244ZM247 137H248V139H247ZM64 138V139H63ZM69 138V137H68ZM132 139V138H131ZM70 140V139H69ZM117 140H119V139H117ZM116 140V142H115V144L116 143H119L120 141H117ZM249 140V141H248ZM247 141V142H246ZM65 142L63 143V144H65ZM71 142V141H70ZM125 142H126V140H125ZM131 142H132V140H131ZM135 142H137L136 140H133V143L135 144ZM31 143V142H30ZM128 142H126L125 144H127ZM138 143V142H137ZM32 144H34L35 146H38L37 145V143H35L34 141L29 145V143L27 144V147H28V149H27V147H26V150H30L28 153L31 155H34V156H31L33 159H29V161L31 162V164H30V162H28L30 165H29V167H31V169H30V172L27 174V173H25L24 171H23V169L21 170V174H22V176L24 177V178H27V179H29L28 181L29 182H31L30 180L33 178V176H35L36 175V170H38L39 168H41V166H42V168L41 169H39V170H41V171H43V168L45 167V166H43V164H45L43 161H44V159L43 158H40L41 157V155L40 154H38L37 152L38 151H40V150H38L39 148V146L38 147H36L37 148V150H31V149H33L35 146L34 145H32ZM54 144L55 145H57L55 142H54ZM122 144V145H121ZM66 145V144H65ZM109 146L111 145L110 143L108 144ZM116 145H118V144H116ZM120 148H127V146L126 145H124V143H123V141L121 140V142H120ZM128 145V144H127ZM135 145H138V147H137V149H140V147H141V149L140 150H142V147H144L143 145H141V143H138V144H135ZM247 147H246V146ZM33 146V147H32ZM59 146V145H58ZM130 146V145H129ZM129 146H128V149H124V153L127 155V152H128V154H130V153H133V157H134V155H135V157L137 156V154H134V152H130L131 150V147L129 148ZM56 147V146H55ZM119 147V146H118ZM136 147V146H135ZM184 147V146H183ZM183 147H181V151H179L178 153L180 154L183 150H182V148ZM251 147H252V149H251ZM258 147V148H257ZM35 148V149H36ZM59 148H61L60 146H59ZM58 149V148H57ZM145 149H147V147L145 146L144 147V149L142 150V151H144ZM257 149V151H255ZM5 151H6V149H4ZM60 150V154H61V149H59ZM117 150H120V152L122 151L123 152V150L122 149H117ZM261 150V151H260ZM37 151V152H36ZM139 151V150H138ZM141 151V153L144 155V153ZM147 151V150H146ZM146 151H144V152H146ZM7 152V151H6ZM27 152H25V157L27 158V157H29L30 155L27 153ZM34 152H36L35 154H34ZM57 152H58V150H57ZM150 151H149V149H148V151L145 153L146 155H145V157H147V158H149V155H148V153H149ZM260 152V153H259ZM26 153H27V155H26ZM39 153H41V152H39ZM36 154H38V155H36ZM150 154V153H149ZM250 154V155H249ZM254 154V155H253ZM62 155V154H61ZM123 154H121V156H122ZM249 155V156H248ZM37 156V157H36ZM131 158H132V156L131 155H129ZM138 156H140V155H138ZM258 156V157H257ZM42 157H43V155H42ZM126 157H128V155L127 156H125L124 158H123V156H122V158L123 159H125ZM248 157V158H247ZM38 158V159H37ZM42 159L41 161H39L40 159ZM141 158V157H140ZM251 158V159H250ZM129 157H128V164H129ZM248 159H249V161H248ZM39 161V162H37V163H35L36 161ZM140 160V159H139ZM33 161H35V162H33ZM125 161H127V160H125ZM137 161H138V157H137ZM142 160H140V162H141ZM246 161H248V163L246 162ZM139 162V161H138ZM223 162V163H222ZM32 163H33V165H32ZM41 165H40V164ZM85 163V162H84ZM130 163H131V161H130ZM164 163H166V162H164ZM176 165H175V164ZM238 163V164H237ZM34 164L36 165L37 164V166H38V164H39V166L37 167V166H35V167H33L34 166ZM86 164H87V161H86ZM88 164H89V162H88ZM117 163H115V165H116ZM85 165V164H84ZM91 165V164H90ZM90 165H87V166H89L90 168H91V166ZM114 165V164H113ZM115 165H114V167H115ZM167 165V164H166ZM170 165V164H169ZM206 165V166H205ZM82 166H83V164H82ZM82 166H80L82 169L84 168V167H82ZM87 166H85V167H87ZM117 166V165H116ZM180 166L182 167V168H185V169H182V168H180ZM118 167V166H117ZM166 167V168H165ZM33 168H35L36 170H32ZM38 168V169H37ZM94 167H92L91 168V171H92V169H93ZM101 168H103L102 166H101ZM100 168V169H101ZM120 168V167H119ZM122 168H121V170H122ZM133 168H134V165H133ZM73 169H75V168H73ZM85 169V168H84ZM83 169V171H85ZM95 169V168H94ZM93 169V171H95ZM176 169V170H175ZM209 169V170H208ZM211 169L213 170V169H215L216 171H217V176L214 178V177H212V179H211V177H208V176H210L209 175V173H210V171H211ZM44 170H45V168H44ZM88 170V169H87ZM102 170V169H101ZM104 170V172H105V169H103ZM102 170V171H103ZM108 170V169H107ZM120 170V171H121ZM122 170V171H123ZM83 171H81V172H83ZM89 172L88 173H91V171H90V169L88 170ZM109 171V170H108ZM112 171H113V169H112ZM112 171H110V172H112ZM197 171V172H196ZM208 171V172H207ZM224 171V172H223ZM76 172H78L77 170H75V173ZM81 172H80V174H81ZM86 172V171H85ZM85 172H83L87 177H90L91 176V174L89 175L88 173L86 174ZM188 172V173H187ZM31 173V174H30ZM94 173H96V172H94ZM106 174H107V171L105 172ZM158 173H161V174H158ZM190 173V174H189ZM197 175H196V174ZM206 173H208V175L206 174ZM162 174H165L166 176L164 177ZM185 174L187 175V174H189L188 176H186L185 177ZM193 174V175H192ZM52 176V178H53V180L56 182V183H58V181H56L55 180V176H53V173L51 174ZM93 176H95L94 174H92ZM111 175H114V174H112L111 173ZM110 175V176H111ZM135 175H137L136 173H135ZM148 175V174H147ZM150 176H151V174H149ZM29 178H28V177ZM80 176V175H79ZM93 176H91V178H93ZM132 176V175H131ZM138 176H140V174L138 175ZM157 176V177H158ZM167 176L168 177H170V179H167ZM180 176V177H181ZM97 177H99L98 175H97ZM96 177V178H97ZM114 177V176H113ZM112 177V178H113ZM137 177V176H136ZM136 177H134V174H133V179H135V180H133L132 182L134 183H139L138 181L140 180L141 182L143 181V180H141L140 179V177H138L139 178V180L138 179H136ZM152 177V176H151ZM155 178L154 179V177H153V180L155 181L156 179H158V178ZM159 177V178H160ZM193 177H195V178H193ZM220 177V178H219ZM148 178H149V176H148ZM171 178H172V180L174 179V181L172 182L171 181ZM182 178V177H181ZM94 179H95V177H94ZM102 180H103V178H101ZM101 179H99V180H101ZM106 179V178H105ZM215 179V180H214ZM84 180H82V181H84ZM107 180V179H106ZM136 180H137V182H136ZM160 180V179H159ZM158 180V181H159ZM162 180H160L159 181V186H161L163 183V181ZM182 180V179H181ZM187 180H185V182L187 183L186 184V186L185 187H187V185L189 186L192 182H191V179H189L190 180V182L188 181L187 182ZM226 180L227 181H229L228 183L229 184H231L230 186H229V184L226 182ZM81 181V176H80V182H82ZM108 181H109V179H108ZM151 180L149 179V182H150ZM158 181L157 182H155L156 183V187H157V184H158ZM215 181V182H214ZM216 181H217V183H218V185H217V183H216ZM232 183H231V182ZM110 182V181H109ZM131 181H129V183H128V185H130L131 183H130ZM141 182H140V185H141ZM144 182V181H143ZM142 182V183H143ZM147 182H148V180H147ZM153 182V181H152ZM176 182V183H175ZM185 182H184V184H185ZM226 182V183H225ZM262 182V183H261ZM92 184V188H93V194H91L90 193V189L91 188H88L89 187V184ZM100 183H103V184H100ZM132 183V184H133ZM154 183V182H153ZM178 183V184H177ZM189 183V184H188ZM214 183H216V184H214ZM223 183V184H222ZM131 184V187H137V186H140L139 184L137 185V186H135V184H133L132 185ZM150 184H151V182H150ZM161 184V185H160ZM178 186H177V185ZM225 184H227L228 186H229V188H228V186L225 188V189H223L222 187H225ZM255 184H257V185H255ZM61 187H59L58 185V188L60 189V188H64L61 184H59ZM122 185V186H121ZM127 185V186H128ZM152 186H153V184H151ZM174 185H176L175 187H174ZM214 185H215V187H214ZM263 187H262V186ZM91 186V185H90ZM111 186V185H110ZM117 186V185H116ZM158 186V188H160ZM220 186V187H219ZM257 188H256V187ZM102 187V188H101ZM124 187V188H123ZM129 187V186H128ZM155 187V189L156 190H158L157 188ZM162 187V186H161ZM177 187V188H176ZM101 188V189H100ZM173 188L175 189V190H173ZM195 188H198V189H195ZM218 188V189H217ZM222 188V189H221ZM252 188H254V189H252ZM15 189V190H14ZM79 189V188H78ZM128 189V188H127ZM132 189V188H131ZM168 189H169V187H168ZM202 189V190H201ZM215 189H216V191H215ZM221 189V190H220ZM252 191H251V190ZM6 190H7V188H6ZM62 190V189H61ZM64 191L66 190L65 188L63 189ZM89 190V191H88ZM92 190V189H91ZM118 192V193H116V191ZM171 190H172V193H171ZM222 190H224V191H222ZM254 190H256V191H254ZM21 191V192H20ZM67 191V190H66ZM99 191L100 192H102L103 194H101V193H99ZM122 191V190H121ZM132 191V190H131ZM136 191V190H135ZM134 190L132 191V192H130V194L132 193L133 194V192H135ZM199 192V194H198V192ZM202 191V192H201ZM211 191H213V193L211 192ZM63 192V191H62ZM82 192V191H81ZM115 192V193H114ZM158 192H159V190H158ZM159 192V193H160ZM211 192V193H210ZM216 192H218V193H216ZM9 195H10V201H9V212L11 211V213H9V215H10V217H8L7 218V220H6V223L4 224V226H3V228H4V231H5V233H6V235H7V238L9 239V245L11 246L10 247V252L9 253H7L6 254V257H5V260H4V262L2 261V263H0V264H29L30 262H32V264H46V262H47V264H56V262H54V260H51V259H55L56 257H57V253L56 254H53V256L54 255H56V257L54 258L53 256H50L49 254H51V253H54L53 251L51 252V250L48 248V247H46V245L43 243V241L42 240H40V239H37V237H39L40 235V237H42V234H43V228H44V224H46L47 223V221L44 219V214H45V212H44V209H50L51 210V207H50V204L49 203H47V200H46V197L48 196L47 195V193L48 194H50L51 192H47L46 190L45 191H35L34 192V190H32L31 188L30 189H28L27 188V186L25 187V188H23V189H19V188H17V187H11L10 189H9ZM17 193H19V194H17ZM114 193V194H113ZM160 193V194H161ZM168 193V194H169ZM209 193V194H208ZM35 194V195H34ZM63 194H64V196H67L68 197V195H69V193H67V192H63ZM65 194H67V195H65ZM82 194H83V196L85 197H83L82 196ZM91 194V195H90ZM112 194V195H111ZM124 194V195H123ZM128 194H127V196H128ZM179 194V195H178ZM197 194H198V196L199 197H197ZM213 195V196H215V200L213 199H211L210 198V195ZM215 194V195H214ZM219 194V195H218ZM30 195V196H29ZM51 195H52V193H51ZM98 195V197H96ZM111 195V196H110ZM117 195H116V198H117ZM119 195V196H120ZM180 195L182 196V197H180ZM23 196V197H22ZM127 196H124V197H127ZM131 196V195H130ZM133 196V195H132ZM165 196V197H164ZM179 196V197H178ZM184 196V197H183ZM16 197V198H15ZM66 197V198H67ZM84 199H83V198ZM114 197V198H113ZM182 198L181 200L180 199H178V198ZM211 199H209V198ZM19 198V199H18ZM27 198V199H26ZM65 198V197H64ZM87 198V199H86ZM102 198H104V199H102ZM178 199L179 201H180V204H178V200L174 203L173 201H171L172 199L174 200V199ZM186 200H185V199ZM217 198V199H216ZM223 198V201H225V204H224V202L222 201L221 202V199ZM100 199H102V200H100ZM131 199H134L135 201H134V203L137 205L136 207H135V205L133 204V200H131ZM166 199V198H165ZM207 199H209V200H207ZM70 202H71V200L70 199H68ZM139 200V201H138ZM146 200V201H145ZM183 200V201H182ZM189 202H188V201ZM68 201V202H69ZM101 201H103V202H101ZM111 201V202H110ZM118 203V204H115L116 202ZM184 202L183 204H182V202ZM188 202L187 204H186V202ZM201 201V202H200ZM217 201H219L218 202V205L220 204V207L223 209H221V211L222 212H220L219 211V209H220V207H218V205H217ZM44 204H43V203ZM81 202V201H80ZM80 202H79V204H80ZM99 202V203H98ZM112 202H114V203H112ZM131 202H132V204H131ZM157 202H159L160 204H158ZM167 204H165V203ZM200 202V203H199ZM263 202V203H262ZM78 203V202H77ZM93 203H94V205H93ZM127 203V204H128ZM147 205H146V204ZM157 203V204H156ZM170 203H172V205H170ZM177 203V204H176ZM192 203V204H191ZM195 203V204H194ZM198 205H197V204ZM213 203V204H212ZM216 205H215V204ZM37 204V205H36ZM67 204H69V203H67ZM71 204V203H70ZM69 204V205H70ZM88 204H90V201H89V203H87V206H89ZM99 204V205H98ZM112 204H114V205H112ZM138 204H140V205H138ZM43 205H44V207H43ZM176 205V206H175ZM179 205V206H178ZM189 205V206H188ZM213 205V206H212ZM26 207V208H30V207H32L33 206V208H35V215L32 217V218H30V219H32V220H30V222H29V220H28V222L30 223L29 225L27 224H23V223H21L20 221H19V212H18V209H20V207ZM35 206V207H34ZM37 206H39V208H37L36 209V207ZM41 206V207H40ZM90 206H89V208H90ZM117 206H118V208H117ZM123 206H125V208L123 207ZM152 206V207H151ZM166 206H168V207H166ZM15 207H17V208H15ZM24 207V208H25ZM101 207H103V208H101ZM174 207V208H173ZM176 207V208H175ZM179 207V208H178ZM187 207V208H186ZM192 207V208H191ZM216 207V208H215ZM43 208V209H42ZM83 208V209H84ZM105 208L107 209V211L105 210ZM160 208H163L164 209V211L162 210V209H160ZM185 208H186V210L188 209H190L189 211L187 210H185ZM195 208H197V209H195ZM261 208V209H260ZM41 209V210H40ZM82 209V210H83ZM127 209V210H128ZM166 209H168V211L170 212V214L169 213H167L168 211L166 210ZM180 209V210H179ZM216 209V210H215ZM263 209V210H262ZM39 210V211H38ZM49 210V211H50ZM103 210V211H102ZM111 210V211H110ZM124 212L123 214H122V211ZM142 210V211H141ZM162 210V211H161ZM177 210H179L180 212H178ZM194 210V211H193ZM225 210V211H224ZM257 210V211H256ZM37 211V212H36ZM134 210H133V213L134 214H138V213H136ZM224 211V212H223ZM260 211V212H259ZM105 212V213H104ZM112 212V213H111ZM130 213L128 214L129 216H130V214L132 213L131 211H129ZM175 212V213H174ZM194 212V213H193ZM74 213H76L75 211H74ZM99 213H101V214H99ZM109 213H111V214H109ZM132 213V214H133ZM178 213V214H177ZM261 213V214H260ZM89 214H91L90 215V217H89ZM146 214V215H145ZM165 214V215H164ZM172 214V215H171ZM180 214V215H179ZM191 214H192V216H191ZM101 215V216H100ZM115 215H116V217H115ZM117 215H119V216H117ZM176 215V216H175ZM246 215V216H245ZM260 215V216H259ZM143 216V217H142ZM145 216H149L150 218H149V220L148 221H151V223H153L152 225V228H153V230H160V226L159 225H165L164 223H166V226H164V229H165V231H166V227L168 228L167 230L168 231H166V233H165V231H162L163 229H161L160 231L162 232V233H160V231L157 233V230L153 233V234H156L157 236L155 237V235H153L152 233H151V231H150V233L148 234L147 233V235H146V229H143L142 230V228H144L143 226L141 227H138V224L139 225H141L142 223L144 224L145 222H147V220H146V218L147 217H145ZM168 216V217H167ZM172 216H173V218H172ZM174 216H175V218H174ZM182 216V217H181ZM191 216V217H190ZM252 216V217H251ZM16 217H17V219H16ZM102 217V218H101ZM145 217V222H142V221H144V218ZM151 217H152V219L154 220V221H152L151 220ZM100 218V219H99ZM121 218V222L118 220V219H120ZM133 218V217H132ZM136 218V219H137ZM198 218V219H197ZM243 218V219H242ZM253 218V219H252ZM96 219H98V220H101V223L98 221L97 222V220ZM131 219V218H130ZM137 219V220H138ZM142 219V220H141ZM217 219V220H216ZM246 219V220H245ZM96 220V221H95ZM129 220V221H128ZM141 220V221H140ZM199 220V221H198ZM252 220V221H251ZM90 221H89V223H90ZM128 221V222H127ZM196 221V222H195ZM209 221V223H207ZM249 221H250V223H249ZM261 223H260V222ZM263 221V222H262ZM27 222V223H28ZM58 222V221H57ZM67 222H69V223H71V226L73 225V224H75V227L76 226H78L77 225V223H73V222H70V221H68L67 220ZM67 222H66V220L64 221V224H66L65 226H66V228H67V230H69V232H66V236H68V237H70L69 236V234L71 235V233H72V231L70 232V230H72L73 229V231L75 232V228L72 226L71 228L70 227H68L70 224H68L67 225ZM105 222H107V223H105ZM110 222V223H109ZM123 222V223H122ZM126 222H127V224H126ZM155 222V223H154ZM211 222V223H210ZM212 222H213V224H212ZM219 222V223H218ZM54 223H55V225H54ZM53 223V227L55 226V230L56 231H61L60 229V226H59V224L58 223H56V221ZM60 223V222H59ZM73 223V224H72ZM132 223L134 224V225H136L135 226V228L134 227H132L133 225H132ZM169 225H168V224ZM193 223V224H192ZM195 223H197V224H195ZM250 225H249V224ZM23 224V225H22ZM124 224V225H123ZM129 224V225H128ZM157 224V225H156ZM195 224V225H194ZM202 224H205V225H202ZM210 224V225H209ZM248 224V225H247ZM56 225L60 228V229H58L57 227H56ZM60 225H61V223H60ZM106 225H107V227H106ZM127 225H128V227H127ZM147 225H148V223H147ZM156 225V226H155ZM196 225H197V227L198 228H194V227H196ZM205 226L206 227V231L204 230V227H203V229H202V227L201 226ZM221 225V226H220ZM252 225V226H251ZM24 226V227H23ZM62 227L64 226L63 225V222H62V225H61ZM110 226V227H109ZM113 226V227H112ZM159 227V229H158V227ZM169 226V227H168ZM193 226V227H192ZM200 226V227H199ZM211 226V227H210ZM215 226V227H214ZM132 227V228H131ZM40 228V229H39ZM64 228V227H63ZM63 228H62V230H63ZM69 228V229H68ZM94 228V229H95ZM109 228H111V229H109ZM127 228H128V230H127ZM129 228H131V230L129 229ZM137 228H139V230L137 229ZM145 228H147L146 227V224H145ZM154 228H156V229H154ZM171 228V229H170ZM176 228V229H175ZM189 228V229H188ZM207 228H208V230H207ZM65 229V228H64ZM77 229V228H76ZM137 230L138 232H135L134 230ZM140 229H141V233H140ZM195 229V230H194ZM200 229H202V231H200ZM66 230V229H65ZM66 230V231H67ZM78 230V229H77ZM108 230L110 231V232H108ZM130 230V231H129ZM149 229H147V231H148ZM195 232V233H197V236H195L196 234L195 233H193V234H195V235H193L192 234V232L193 231ZM218 230H219V232H218ZM13 231V232H12ZM17 231V232H16ZM41 233H40V232ZM100 231V232H99ZM143 231V232H142ZM176 231H178V233L176 232ZM188 231V232H187ZM211 231V232H210ZM21 232V233H20ZM77 232V231H76ZM98 232H99V234H98ZM118 232V234H116ZM203 232H205V233H203ZM207 232V233H206ZM218 232V233H217ZM38 233H40L39 235H38ZM69 233V234H68ZM87 233V234H88ZM94 233V232H93ZM120 233V234H119ZM122 233H124V234H122ZM127 233H129L130 235H128ZM169 233V234H168ZM20 234V235H19ZM25 234V235H24ZM28 234V235H27ZM68 234V235H67ZM87 235V236H90V235ZM111 234H116L115 236H111ZM141 236H140V235ZM142 234H144V235H142ZM153 236H152V235ZM161 234V235H160ZM208 234V235H207ZM94 235L96 236V235H98V237L96 236V237H94ZM136 235V236H135ZM149 235V236H148ZM164 235V236H163ZM167 235H169V236H167ZM210 235H213V236H210ZM215 235V236H214ZM72 236V235H71ZM84 236V235H83ZM91 236V237H92ZM193 236H195V237H193L195 240H196V243H194L195 241H193L194 239L192 238ZM198 236H199V239H198ZM204 236V237H203ZM217 236V237H216ZM27 237V238H26ZM150 237V238H149ZM213 237V238H212ZM72 238H73V236H72ZM72 238H66L65 237V241H66V239H67V241L69 240V239H72ZM84 239H86V240H88L89 239V237H83ZM88 238V239H87ZM106 238H108V239H106ZM202 238V239H201ZM215 238V239H214ZM16 239V240H15ZM29 239V240H28ZM42 239V238H41ZM113 239H115V240H113ZM136 239V241H134ZM21 240V241H20ZM24 240V241H23ZM38 240H40V241H38ZM89 240H91V239H89ZM88 240V241H89ZM139 240V241H138ZM162 240V241H161ZM198 240H199V242H202L201 244H199V242H198ZM202 240V241H201ZM65 241H64V243H65ZM66 241V242H67ZM75 240H73V242H74ZM138 242L137 244H135L134 242ZM216 241V243H213V242H215ZM218 241V242H217ZM26 242H27V244H26ZM32 244H31V243ZM69 243H71L72 241L70 240V241H68ZM100 242V241H99ZM185 242V243H184ZM197 242H198V244L199 245H201V246H199L198 248H194L193 250L192 249H188V247H191V246H193V247H197ZM207 242V243H206ZM209 242H210V244H209ZM23 245H22V244ZM41 243V244H40ZM69 243H68V245H69ZM81 243V242H80ZM87 243V242H86ZM98 243V242H97ZM96 243V244H97ZM146 243V244H145ZM223 243V244H222ZM33 244H35V245H33ZM61 244H63V243H61ZM71 244H76V242H74V243H71ZM69 245L70 247H71V250H72V247H73V245ZM114 244V243H113ZM122 244V245H121ZM128 246H127V245ZM129 244H131V246H129ZM134 244H135V247H134ZM187 244V247L185 246ZM196 245V246H194V245ZM208 246H207V245ZM217 244V245H216ZM40 245H43L42 247H40ZM66 244H63V250H62V255H64V257H66V259L65 258H62V259H64V262L66 263V264H74V262H75V264H80V260H79V258H77V261H79L78 263H76L77 261H75L74 260V258L76 257V256H74L75 254H73V251H71L70 250V248L68 247H66L65 246ZM85 245V244H84ZM115 245V244H114ZM122 246V247H120V246ZM127 247H126V246ZM190 245V246H189ZM58 246H62V245H58ZM79 248L81 247V248H84L83 247V245H82V243L81 244H78L77 245ZM95 246V245H94ZM113 246V245H112ZM146 246H147V248H146ZM206 246V247H205ZM222 246V247H221ZM33 247V248H32ZM114 247V246H113ZM131 247V248H130ZM138 247H140V248H138ZM203 248V250L201 249V248ZM210 247H212L211 249H210ZM30 248H32V249H34V250H32L31 251V249ZM38 248V249H37ZM45 250H44V249ZM47 248H48V250H47ZM68 249V251H70V254L69 255H71V253H72V260H71V262L68 260V258H71V257H69V255H68V251H67V249ZM87 248H89V247H87ZM123 248H126V249H124L123 250ZM127 248H128V252H126L127 251ZM132 248H134L136 251H134V249L132 250ZM146 248V249H145ZM150 248V249H149ZM155 248V249H154ZM42 249V250H41ZM60 248L58 247V250H59ZM62 249V248H61ZM61 249L59 250V252H61ZM96 248H95V250L94 251H96L97 250ZM130 249H131V251H130ZM142 249V250H141ZM148 249V250H147ZM201 249V250H200ZM209 249H210V251H209ZM213 249V250H212ZM215 249V250H214ZM218 249H219V251H218ZM35 250H41V252L43 253V254H45V251L47 250V253H49L48 255L50 256H48V258H47V254H45V256H46V258L47 259H49V260H47V259H44L43 260V262H42V259H39L38 258V261H39V263L37 262V259H36V255H37V253H35L34 251ZM91 250V251H90ZM115 250V251H116ZM146 250H147V252H146ZM150 250V251H149ZM153 250V251H152ZM156 250V251H155ZM158 250V251H157ZM198 250H199V252L200 253H202V254H200V253H198ZM217 250V251H216ZM222 251V253H221V251ZM144 251V252H143ZM149 251V252H148ZM191 251H193V252H191ZM211 251H213V252H211ZM215 251V252H214ZM34 252V253H33ZM118 252H116V253H118ZM123 252V253H122ZM134 252V253H133ZM143 252V253H142ZM196 252V253H195ZM248 252V253H247ZM126 253H130V254H126ZM139 253V254H138ZM143 255H142V254ZM150 253V254H149ZM166 253V254H165ZM212 253H213V255H212ZM253 253H255V254H252ZM257 253H259V254H257ZM36 254V255H35ZM60 255H61V253H59ZM79 254V253H78ZM122 254H123V256H122ZM208 254H210V255H208ZM220 254V255H219ZM11 255V256H10ZM35 255V256H34ZM59 255V256H60ZM129 255V256H128ZM134 255V256H133ZM139 255V256H138ZM141 255V256H140ZM152 255V256H151ZM157 255V256H156ZM29 256V257H28ZM82 256V257H83ZM106 256V257H105ZM115 256V257H116ZM135 256L137 257L136 259H135ZM149 256V257H148ZM151 256V257H150ZM175 256V257H174ZM177 256H179L178 258H177ZM251 256H253V258L251 257ZM257 256V257H256ZM53 257V258H52ZM61 257V256H60ZM63 257V256H62ZM68 257V258H67ZM78 257V256H77ZM130 259H128V258ZM138 257H139V259H138ZM144 260H142L141 258ZM147 257H148V259H147ZM260 257V258H259ZM94 258V257H93ZM125 258V259H124ZM159 258H161L160 257V255H159ZM168 258V259H167ZM176 258V259H175ZM249 258H251V259H249ZM255 258V259H254ZM83 259H82V261L81 262H84L83 261ZM122 259V260H121ZM124 259V260H123ZM127 259V260H126ZM138 259V260H137ZM150 259H149V262H150ZM152 259H151V261H152ZM178 259V260H177ZM182 259V260H183ZM262 259V260H261ZM30 260H32V261H30ZM33 260H35L36 262H34L33 263ZM94 260L96 261V262H94ZM131 260H133V262L131 261ZM139 260H141V261H139ZM159 259H157V261H158ZM177 260V261H176ZM190 262H189V261ZM245 260H246V262H245ZM252 260V261H251ZM30 261V262H29ZM49 261V262H48ZM53 261V262H52ZM55 261H56V259H55ZM67 261H69V263L67 262ZM90 261V260H89ZM156 261V262H157ZM258 261V262H257ZM262 261V262H261ZM28 262V263H27ZM51 262V263H50ZM98 262V263H97ZM143 262V263H142ZM146 262V261H145ZM194 262V263H193ZM148 263V262H147ZM153 263H155V262H153ZM158 264L160 263V262H157ZM172 263V262H171ZM172 263V264H173ZM81 264H84V263H81ZM149 264H151V263H149ZM156 264V263H155ZM161 264H163V263H161ZM167 264H170V262L169 263H167Z\"/></svg>",
  "mask_w": 264,
  "mask_h": 264
}]
</instances>
